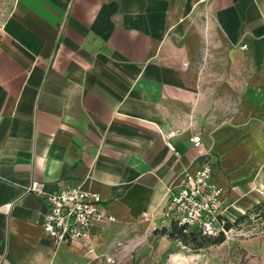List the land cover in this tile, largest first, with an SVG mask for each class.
<instances>
[{
    "label": "crops",
    "instance_id": "obj_1",
    "mask_svg": "<svg viewBox=\"0 0 264 264\" xmlns=\"http://www.w3.org/2000/svg\"><path fill=\"white\" fill-rule=\"evenodd\" d=\"M203 164L236 237L257 228L264 0H15L0 24V264H264L262 227L234 238L233 260L160 231L166 187ZM32 180L96 192L115 219L55 245Z\"/></svg>",
    "mask_w": 264,
    "mask_h": 264
},
{
    "label": "built area",
    "instance_id": "obj_2",
    "mask_svg": "<svg viewBox=\"0 0 264 264\" xmlns=\"http://www.w3.org/2000/svg\"><path fill=\"white\" fill-rule=\"evenodd\" d=\"M173 135L175 131H169L163 134V138L166 146L177 154L169 140ZM191 141L198 145L199 134L193 135ZM210 175V165L203 164L192 173L185 172L177 188L166 187L162 202L165 225L175 223L183 226L184 230L195 229L212 237L223 235L226 238L229 234L236 233L234 226L226 225L229 219L221 206L222 187L212 181ZM26 189L44 197L47 210L41 224L43 231L51 237L55 245L88 239L93 222L115 219L102 209V199L98 193L84 190L78 185H63L47 194L42 192L39 181L32 180ZM144 215L148 217L147 214ZM106 261L113 260L108 257Z\"/></svg>",
    "mask_w": 264,
    "mask_h": 264
},
{
    "label": "trees",
    "instance_id": "obj_3",
    "mask_svg": "<svg viewBox=\"0 0 264 264\" xmlns=\"http://www.w3.org/2000/svg\"><path fill=\"white\" fill-rule=\"evenodd\" d=\"M252 212H255L261 218H264V199L260 201L253 207ZM248 215L244 216L242 219H246ZM238 220L235 222H227V226H234ZM162 233H166L169 237L180 240L184 245L197 250L202 247H206L210 244H218L224 240L223 235L212 237L208 235L201 234L195 229L184 230L183 226H179L175 223H171L168 229L161 228Z\"/></svg>",
    "mask_w": 264,
    "mask_h": 264
},
{
    "label": "rangeland",
    "instance_id": "obj_4",
    "mask_svg": "<svg viewBox=\"0 0 264 264\" xmlns=\"http://www.w3.org/2000/svg\"><path fill=\"white\" fill-rule=\"evenodd\" d=\"M14 2H15V0H0V24L2 22H4L6 16L10 12V10L12 9ZM246 227H248V226H246ZM253 227H257V228H255V229L250 228V231L244 230L242 232L243 234L240 236H237V237H239V238L241 237L242 239H247L249 237H252L255 234L254 232L258 231L257 230L258 227H262V230H264V218H260V221L257 222V225L253 224ZM236 233L229 234L230 236H228L226 238L223 236L224 240L227 239L229 243H222L224 240L220 242V260H221L222 256H224V255H222L224 253V249L226 251H229L228 257L231 260H233L234 257L238 258V256L236 254L241 253V251L243 250V249H241L242 247L239 245V242L236 239H234V238H237ZM260 236L264 237V233L261 234ZM211 245H216V244H210L208 246H211ZM244 256H245V258H244ZM250 256H252V255L249 254L246 256L245 254H242L241 255V261L244 262V259L246 261L250 260ZM173 260L174 259H172V261Z\"/></svg>",
    "mask_w": 264,
    "mask_h": 264
}]
</instances>
